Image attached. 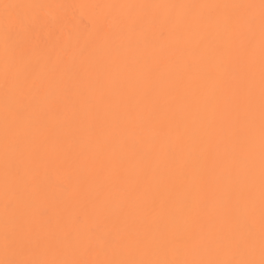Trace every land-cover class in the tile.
I'll return each mask as SVG.
<instances>
[{"label":"bare ground","instance_id":"obj_1","mask_svg":"<svg viewBox=\"0 0 264 264\" xmlns=\"http://www.w3.org/2000/svg\"><path fill=\"white\" fill-rule=\"evenodd\" d=\"M0 264H264V0H0Z\"/></svg>","mask_w":264,"mask_h":264}]
</instances>
